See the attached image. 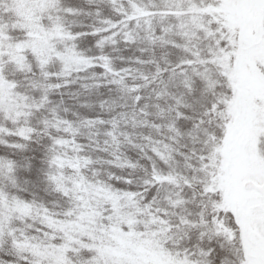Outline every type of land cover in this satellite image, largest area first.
Wrapping results in <instances>:
<instances>
[{
  "label": "snow or ice",
  "instance_id": "snow-or-ice-1",
  "mask_svg": "<svg viewBox=\"0 0 264 264\" xmlns=\"http://www.w3.org/2000/svg\"><path fill=\"white\" fill-rule=\"evenodd\" d=\"M0 264H264V0H0Z\"/></svg>",
  "mask_w": 264,
  "mask_h": 264
}]
</instances>
